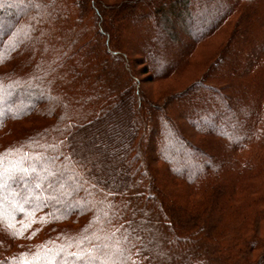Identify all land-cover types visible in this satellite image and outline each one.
<instances>
[{
    "label": "trees",
    "instance_id": "16d2710c",
    "mask_svg": "<svg viewBox=\"0 0 264 264\" xmlns=\"http://www.w3.org/2000/svg\"><path fill=\"white\" fill-rule=\"evenodd\" d=\"M0 154V264H264V0H0Z\"/></svg>",
    "mask_w": 264,
    "mask_h": 264
},
{
    "label": "snow or ice",
    "instance_id": "6c2138e0",
    "mask_svg": "<svg viewBox=\"0 0 264 264\" xmlns=\"http://www.w3.org/2000/svg\"><path fill=\"white\" fill-rule=\"evenodd\" d=\"M3 167H4V160H3V154H0V225H6L5 221V202H6V197H5V188L7 185L4 184L3 182V177H4V172H3ZM21 174H27L29 171L27 168L21 167L19 169ZM14 179H17L19 177H13ZM19 195V193L15 194ZM8 228H11V225H6ZM12 232L14 235H21L22 233L17 232L15 229H12ZM87 239V238H85ZM85 251V254L83 256L77 255L76 253H70V255L75 256L77 261H83V264H97V261H99V264H109L108 261L102 260L99 255H93L92 252L95 251V249L92 250H83ZM33 261L36 262V264H39L40 261H43L44 264H50L49 261H47L44 257H41L39 254L35 255L33 257ZM16 264H20L19 261L16 262ZM24 264H29L27 261V258L24 260Z\"/></svg>",
    "mask_w": 264,
    "mask_h": 264
},
{
    "label": "rangeland",
    "instance_id": "374dc122",
    "mask_svg": "<svg viewBox=\"0 0 264 264\" xmlns=\"http://www.w3.org/2000/svg\"><path fill=\"white\" fill-rule=\"evenodd\" d=\"M161 35L162 36H167L165 33H164V31L162 30L161 31ZM165 37H163V39L165 40L166 38ZM177 41L180 43V44H178V43H176V44H178L179 46H180V48L184 45V42H185V38L183 37V35H179L178 37H177ZM174 57H175V55H173V52H172V54H170L169 53V51L167 50V53H166V55H165V58L166 59H164L165 61H171L172 59L174 60ZM168 86H170V85H167V82H165L164 84H161V86L159 85V84H145V85H143V87L142 88H144V90L146 91V93L148 92V93H153L154 91H156V89H158V88H160L159 90H161V89H165L166 87H168ZM157 93V92H156ZM149 96L151 95V94H148ZM152 96H155L156 97V94L154 95V93L152 94Z\"/></svg>",
    "mask_w": 264,
    "mask_h": 264
}]
</instances>
